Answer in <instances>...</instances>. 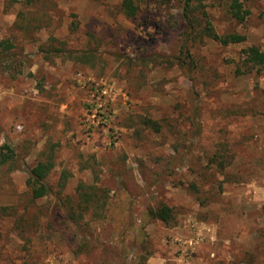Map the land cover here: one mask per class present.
<instances>
[{
    "label": "rangeland",
    "instance_id": "rangeland-1",
    "mask_svg": "<svg viewBox=\"0 0 264 264\" xmlns=\"http://www.w3.org/2000/svg\"><path fill=\"white\" fill-rule=\"evenodd\" d=\"M133 1L134 20L121 0H0V41L18 52L12 71L0 67V146L18 157L0 167V264H264V72L236 74L248 47L264 50V0H244L243 23L229 0H204L216 32L246 41L194 38L187 72L159 64L181 54L178 2ZM50 37L95 48L94 61L47 54ZM49 155L51 194L34 202L28 172ZM119 196L132 230L94 228ZM160 204L174 221L149 222L135 242Z\"/></svg>",
    "mask_w": 264,
    "mask_h": 264
},
{
    "label": "trees",
    "instance_id": "trees-1",
    "mask_svg": "<svg viewBox=\"0 0 264 264\" xmlns=\"http://www.w3.org/2000/svg\"><path fill=\"white\" fill-rule=\"evenodd\" d=\"M165 2H170L172 0H164ZM179 4L180 9V19L184 23L183 31V46L180 51V57L177 59L162 58L159 64H165L174 66L178 64L182 69L189 71L191 55L188 50V43L193 41L196 37L207 38L208 40L223 46H233L243 44L246 41L244 35H240L235 32H229L224 34H219L213 28L211 22L208 20V14L205 11L204 0H176ZM119 11L130 20H134L137 17L138 7L133 0H121L119 5ZM227 13L230 18L236 23H243L249 16V11L244 4V0H229L227 7ZM72 21L68 27L70 32L77 30L78 22L75 16H72ZM25 30H29V26L24 27ZM16 46L13 41L1 40L0 41V67L3 70H13L14 69V59L18 57V52L15 51ZM44 52L47 54H53L54 56H59L64 59L77 60L79 62H93L94 54L97 50L93 47L86 49L83 52H79L74 49L67 47L64 41H59L55 37H50L44 48ZM176 63H175V62ZM242 71L240 68L237 70V75H243L244 73L255 72L259 74L264 72V50H261L257 46H250L244 51L242 60L240 61ZM19 72V71H18ZM141 125L145 128L159 133L162 129V125L159 121L152 120L151 118H143L141 120ZM217 155L212 156L210 162H216ZM17 154L14 151L10 143H4L0 146V167L8 166L12 170L16 169L17 165ZM54 168L53 157L51 155L46 156L44 160L37 162L28 172V177L26 179L25 185L30 192L31 200L37 201L41 200L51 194V188L46 184L45 180ZM220 172H223V167H220ZM123 196L117 197V203L114 206L107 205L105 203L109 215L105 218L99 220V216L96 215L95 218L91 220L92 226L95 228L97 224H102V222H107L112 224L115 230V234L123 232L122 226H126L127 230H132L130 222L128 220V207L129 199ZM86 200L85 202H87ZM75 211H73L72 216H74ZM69 217V215L67 214ZM69 217L68 220H71ZM151 221H160L165 225H170L174 221L173 209L167 205L160 204L156 207L147 208L140 216L139 229L135 233V242L141 244L143 242V229ZM73 243L79 248H84V240L73 239Z\"/></svg>",
    "mask_w": 264,
    "mask_h": 264
}]
</instances>
